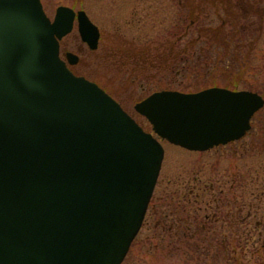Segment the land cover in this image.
<instances>
[{
  "label": "water",
  "instance_id": "water-1",
  "mask_svg": "<svg viewBox=\"0 0 264 264\" xmlns=\"http://www.w3.org/2000/svg\"><path fill=\"white\" fill-rule=\"evenodd\" d=\"M85 11L0 0V264H122L162 169L161 141L195 152L241 139L264 99L213 87L163 90L135 105L145 131L96 83L75 75L60 41Z\"/></svg>",
  "mask_w": 264,
  "mask_h": 264
},
{
  "label": "rangeland",
  "instance_id": "rangeland-1",
  "mask_svg": "<svg viewBox=\"0 0 264 264\" xmlns=\"http://www.w3.org/2000/svg\"><path fill=\"white\" fill-rule=\"evenodd\" d=\"M41 1L51 20L58 7L67 6L86 11L100 28L98 49L90 50L75 23L61 40V53L76 54L79 62L70 69L106 90L147 132H152V126L135 105L154 92L192 93L215 85L264 98V4L263 28L254 41L225 46L221 32H213L208 41V32L200 31L201 26L221 28L223 19L217 13L224 18V4L220 2L221 10L216 11L211 2L206 6L204 0H196V12L202 14L191 26L197 15L191 18L186 8L190 0ZM173 45L184 52L176 59ZM145 46L161 47L163 53L149 63L147 56L135 55ZM201 46L210 53H201ZM252 123L254 138H244L241 145L249 146L238 148L237 153L224 146L191 152L162 141L165 156L157 185L144 224L122 264H264V235L253 231L264 216V198L257 196L264 191L260 186L264 183V107ZM236 172L242 174L248 190L224 194L230 190L224 183L237 180ZM255 211L257 218L245 220ZM261 224L264 231V220Z\"/></svg>",
  "mask_w": 264,
  "mask_h": 264
},
{
  "label": "flooded vegetation",
  "instance_id": "flooded-vegetation-1",
  "mask_svg": "<svg viewBox=\"0 0 264 264\" xmlns=\"http://www.w3.org/2000/svg\"><path fill=\"white\" fill-rule=\"evenodd\" d=\"M196 0H190L189 1V8L192 12L196 13L194 15H197L195 20L191 21V26L196 24V22L199 21L200 16L202 13L200 11L196 12ZM209 1L213 2L214 0H204V3L206 6H209ZM220 3L224 4V20L222 21L221 28L224 29V45L231 44H246V43H252L256 37H254L256 32L261 31L263 28L261 25V4H264V0H216ZM202 5V4H201ZM199 6L197 5V9ZM214 29L212 26H201L200 31L204 32L205 34L208 32V35L213 32ZM205 30V31H204ZM260 32L258 33L259 36ZM202 35H199L201 37ZM257 36V37H258ZM61 46V45H60ZM235 91V90H234ZM254 118V117H253ZM250 122V130L241 138L235 141H232L224 147H229L230 152L237 153L238 148H248L249 145L246 146V143L242 142L244 141V138L248 137L249 135L254 138L253 133H251V130L253 128L252 120ZM252 141V140H251ZM238 145V146H237ZM218 148V147H217ZM234 161V160H233ZM234 164L230 165L228 168H232ZM235 168L238 169V166L235 164ZM234 176L237 180H234L233 182H226L224 185L229 184L226 186L227 190H224V194L231 193V194H243V191L248 190L247 184L244 182V178L242 174L239 172L234 173ZM239 178H243V180H239ZM260 186H262L264 190V183H261ZM213 187V186H212ZM225 188V189H226ZM239 189L234 191V189ZM222 192V191H221ZM252 195H255V192H251ZM257 196L264 198V191L262 193H258ZM254 198V197H253ZM257 212L255 211L252 215V213H249V216L245 220L257 218ZM262 220H264V216H261ZM244 220V219H243ZM262 220L258 221L256 224V229H253V231L260 232L261 235H264V231H261L262 227Z\"/></svg>",
  "mask_w": 264,
  "mask_h": 264
},
{
  "label": "trees",
  "instance_id": "trees-1",
  "mask_svg": "<svg viewBox=\"0 0 264 264\" xmlns=\"http://www.w3.org/2000/svg\"><path fill=\"white\" fill-rule=\"evenodd\" d=\"M210 2V1H209ZM223 4V3H222ZM211 5L213 6V8L216 10V11H220L221 10V8H220V6L218 5V1H216V0H214L213 2L211 1ZM187 8V10L189 11V13H190V15H191V18H192V16L194 15V12H192L191 10H190V8H189V6L188 7H186ZM217 15H218V17L222 20H224V18H221V16H220V14H218L217 13ZM184 20V19H183ZM222 20V21H223ZM192 21V20H191ZM183 22V21H182ZM190 25H191V23H190ZM213 32H215V34L217 35V33L218 32H221L222 34H223V36H224V29L223 28H217V29H214L213 30ZM213 32L211 33V34H209V35H207L208 36V38L209 39H207L208 41H210V39H211V36H212V34H213ZM214 44L216 43V42H214V41H212ZM210 43V42H209ZM216 45V44H215ZM217 45H219V44H217ZM220 45H222L221 43H220ZM191 46H193V42L191 43ZM226 46V45H225ZM228 46V45H227ZM172 48H173V50H175V46L173 45L172 46ZM137 49V48H136ZM200 50L202 51L201 53H210V50H209V48H206V46H201V48H200ZM175 51H177L178 53H177V56H174L173 58L174 59H176V58H178L180 55H182L184 52H181V51H179V50H175ZM137 52H138V54L136 53L135 55H139V54H143L144 56H147L149 59L148 60H150V61H148L149 63H152V62H154V59H156L157 57H158V55H160L161 56V52H162V48L161 47H158L157 46V48H151V46H145L144 48H143V50H141V51H138V49H137ZM173 51L171 50V52L170 53H172ZM163 53V52H162ZM146 57V58H147ZM146 58H145V60H146ZM157 60H159V59H157ZM163 60V59H162ZM143 61H144V59H143ZM172 62V61H171ZM141 67H143V66H141ZM143 69V68H142ZM145 69H147L146 67H145ZM144 71V70H143ZM210 87H215V85H209ZM207 88H209V87H207ZM204 89H206V88H204ZM200 91V90H199Z\"/></svg>",
  "mask_w": 264,
  "mask_h": 264
}]
</instances>
